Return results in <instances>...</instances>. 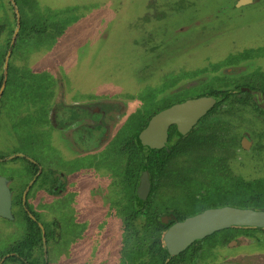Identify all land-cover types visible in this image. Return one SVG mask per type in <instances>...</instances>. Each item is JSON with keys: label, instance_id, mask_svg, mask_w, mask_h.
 Listing matches in <instances>:
<instances>
[{"label": "flooded vegetation", "instance_id": "flooded-vegetation-1", "mask_svg": "<svg viewBox=\"0 0 264 264\" xmlns=\"http://www.w3.org/2000/svg\"><path fill=\"white\" fill-rule=\"evenodd\" d=\"M263 2L230 0L215 10V18L224 15L227 7L229 12L252 10ZM146 9L151 16L145 15L142 20L148 25L152 20L164 18L158 19L157 0L148 1ZM47 15L42 0H0V167L12 171L7 178L0 175L9 199V216L0 219L23 222L5 230L14 239L0 252V264H47L48 253L55 247L59 249L63 242V229L69 217L76 235L73 244L85 243L92 248L101 237L111 242L113 256L107 251L99 264H243L246 252L231 251L227 255V251L253 242L258 244L257 249L264 250V231L253 229L216 230L191 242L176 255L168 252L164 240L176 223L206 209L229 206L207 204V200L237 192L240 195L239 187L247 189V185L259 181L264 184V177L254 181L242 179L238 171L244 167L237 166L240 158L241 162L253 164L255 157L264 152L263 135L257 139L264 133L261 107L264 83L260 85L250 75L254 59L259 55L243 49L228 55L227 63L215 62L213 68H217L221 80L213 82L215 86L207 92L191 98L212 99L205 114L183 135L175 125L169 126L163 143L149 148L139 139L149 120L160 111L186 101L185 98L171 103L175 94H181V98L200 86L190 87L187 82L171 88L169 84L166 90H152L150 102L154 108L149 110L141 89L135 96L79 92L59 80L54 68L43 65H30L32 69H29L34 74L45 75L42 85L35 83L34 78L29 81L26 78L23 84L16 77H21L17 73L27 64L23 66L15 57V41L41 42L53 36L49 47L33 50L48 53L64 41L62 37L68 30L64 28L62 32V23ZM215 24L223 27L221 21L216 20ZM144 54L155 57L157 62L164 60V54L157 48ZM236 57V62L230 61ZM166 62L164 65L160 61L161 70L170 68L169 61ZM184 66L180 70H185ZM241 67L248 70L240 72ZM198 68L204 75V68ZM15 83L31 87L30 93L38 92L42 96H36L34 106L29 100L16 114L13 109L12 115L3 109L9 105L6 92ZM134 99L132 104L130 101ZM36 111L40 115L39 137L36 141L33 135L21 139L14 129V116L35 117ZM228 114H233L234 119ZM211 117L213 122L207 125ZM203 124L206 128H202ZM173 130L182 139L193 137V143L180 142ZM28 134H32L31 130ZM35 144H39V157L36 153L29 154ZM16 163L21 164V182L14 174ZM143 174L147 186L139 191ZM247 194H241L247 198L243 202L254 205L251 191ZM195 205L198 207L192 209L191 215L179 207ZM94 213L100 215L96 231L101 237L94 234ZM249 231H255L256 235L245 233ZM258 234H262V240ZM243 240L245 244L240 243Z\"/></svg>", "mask_w": 264, "mask_h": 264}, {"label": "rangeland", "instance_id": "rangeland-1", "mask_svg": "<svg viewBox=\"0 0 264 264\" xmlns=\"http://www.w3.org/2000/svg\"><path fill=\"white\" fill-rule=\"evenodd\" d=\"M148 1L150 0H42V5L46 6L47 17L58 23L61 22L62 32H64V28L68 30H65L62 37L64 41L56 46L57 49L54 48L51 52L43 54L35 53L37 47H49L53 36L41 42L17 39L14 55L23 62V66L27 65L17 73V75L21 74V77H16V79L26 84V78H28L27 81L34 78L35 83L42 85L45 75L38 74V72L34 74L29 69H32L31 66L43 65L48 69L54 68L53 70L57 71L55 76L58 75L59 80L79 92L135 96L142 90L150 110L154 108V104L150 102L152 90H166L169 84L171 88V86L183 85L188 82L190 87L193 85L200 87L190 89L181 98V94H175L171 103L185 98V100L191 99L198 93L207 92V89L215 86L213 82L217 83L218 79L221 80L222 76L216 71L217 68H213L215 62L227 63L228 55L237 53L239 50L249 49L252 54L259 55L254 59V67L249 66L253 67L250 69L253 74L250 75L255 76V81L260 85L264 83V2L253 7L252 10L229 12L227 7L228 11L216 19L215 10L230 0H157L158 19L161 16L164 18L160 21L152 20L148 25L142 20L145 15L151 16L149 12L146 13ZM182 3L187 4L182 5ZM151 4L150 2L149 5ZM170 5H172L171 10ZM51 10L52 12H50ZM216 20L221 21L223 27L222 24L217 26ZM146 30L150 32L146 34ZM153 48H157L159 53L164 54V60L158 59L157 62L155 57L151 58L144 54L145 51L149 53ZM28 58L29 60H27ZM165 60L169 61L170 68L161 70L160 61L167 65ZM237 60L238 57L230 61L236 62ZM183 65L186 69L180 70ZM198 67L204 68V75L199 72L200 68ZM241 68L240 72L248 70V67L247 69L246 67ZM18 84L15 83L16 86L6 92L9 105L3 111L10 112L12 115L14 114L13 109L16 114L29 100L33 101L34 106L36 96H42V93H30L31 87L28 89V86L25 88L24 85ZM130 102L134 104L135 99ZM227 109L225 106L224 110L227 111ZM226 116L234 119L233 114ZM14 117V129L18 132V136L23 139V137L33 135L36 141L41 128V124L38 123L39 112H35V117H29V115L19 119L17 115ZM211 122H213L212 117L206 123L209 125ZM202 128H206V124H203ZM260 128L263 130V127ZM29 130L32 134H28ZM259 135L257 139L263 138L264 140V133ZM261 135H263L262 138ZM11 136L13 138V135ZM225 136L227 138V133ZM48 151L53 153L52 149ZM32 153L38 154V157L41 155L39 144L32 147L29 154ZM240 159L239 162L237 161V166L244 167L242 171H238V175L242 179L254 181L264 177V152L255 157L253 164L247 163L246 160L241 162ZM18 166L16 163L13 169L16 180L21 182L23 172L21 164ZM11 173L7 168L3 170L0 167V175L5 178L9 177ZM245 199L247 198L240 196L237 192V194H230L223 198H212L206 202L207 204L213 202L218 205L245 207L247 205L243 202ZM179 207L183 212L191 215L192 209L197 208L198 205ZM248 207L252 208V205ZM70 218L63 229V242L59 249L55 247L48 253L47 264H61L62 262L99 264L107 251L112 254L110 256H113L111 242L102 238L101 233L96 231L97 220L100 218L98 213H94L93 217L94 234L95 237L101 238L92 248H89L90 246L85 243L82 246L73 244L76 235ZM22 223L20 220L13 223L0 219V252H3L14 239L5 230L18 227ZM245 233L250 236L256 235L255 231ZM258 235L262 240V234ZM240 243L245 244L244 240ZM72 246H75L74 249ZM257 246L258 244L253 242L246 247L229 249L226 254L229 255L231 251L238 254L246 252L242 258L243 264H264V250L257 249Z\"/></svg>", "mask_w": 264, "mask_h": 264}, {"label": "water", "instance_id": "water-1", "mask_svg": "<svg viewBox=\"0 0 264 264\" xmlns=\"http://www.w3.org/2000/svg\"><path fill=\"white\" fill-rule=\"evenodd\" d=\"M212 99L196 98L170 106L154 115L139 139L143 146L155 148L163 143L167 128L175 125L180 134H185L211 106ZM264 109V97L261 102ZM147 177L143 174L139 191L145 190ZM9 199L4 179L0 178V216L8 217ZM222 228H248L264 230V210L250 207L222 206L206 209L176 223L165 234L166 247L176 255L191 242ZM237 264V263H222Z\"/></svg>", "mask_w": 264, "mask_h": 264}, {"label": "trees", "instance_id": "trees-1", "mask_svg": "<svg viewBox=\"0 0 264 264\" xmlns=\"http://www.w3.org/2000/svg\"><path fill=\"white\" fill-rule=\"evenodd\" d=\"M173 132H174V135H177L179 138H181L180 142H183L185 144L186 143L187 144H192L193 141H194L193 140L194 139L193 137H186V138L182 139V137L180 135H178L174 130H173ZM181 153H183V152H181ZM246 188L247 189H243L242 187H239L240 196H241V194L242 195H248L247 194L248 191H251V195H253L252 202H254V205H252V208H255V209H263L264 210V184L261 181H259V182H256L255 184H249V185H247ZM245 200H247V199H245ZM247 207L248 206H245V208H247ZM237 229H240V230H250L248 228H237ZM253 230H260V229H253ZM260 231H264V230H260Z\"/></svg>", "mask_w": 264, "mask_h": 264}]
</instances>
